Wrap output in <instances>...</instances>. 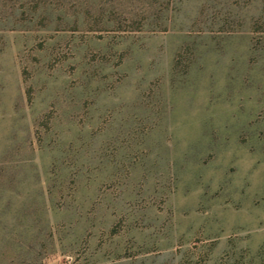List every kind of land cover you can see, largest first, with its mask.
<instances>
[{
  "label": "rangeland",
  "instance_id": "374dc122",
  "mask_svg": "<svg viewBox=\"0 0 264 264\" xmlns=\"http://www.w3.org/2000/svg\"><path fill=\"white\" fill-rule=\"evenodd\" d=\"M0 264H264V0H0Z\"/></svg>",
  "mask_w": 264,
  "mask_h": 264
}]
</instances>
